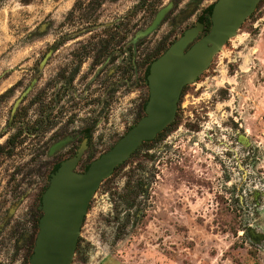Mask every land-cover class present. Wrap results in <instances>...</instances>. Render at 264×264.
Masks as SVG:
<instances>
[{
    "label": "rangeland",
    "instance_id": "obj_1",
    "mask_svg": "<svg viewBox=\"0 0 264 264\" xmlns=\"http://www.w3.org/2000/svg\"><path fill=\"white\" fill-rule=\"evenodd\" d=\"M215 1L0 0V264H30L52 165L88 130L82 170L135 124L145 59ZM174 122L101 182L71 264H264V0L184 87Z\"/></svg>",
    "mask_w": 264,
    "mask_h": 264
},
{
    "label": "water",
    "instance_id": "obj_2",
    "mask_svg": "<svg viewBox=\"0 0 264 264\" xmlns=\"http://www.w3.org/2000/svg\"><path fill=\"white\" fill-rule=\"evenodd\" d=\"M259 0H216L206 11L211 25L193 41L202 25L185 29L145 73L148 97L144 114L110 148L93 158L83 171L75 168L86 140L75 154L58 162L50 173L38 208V220L30 264H71L87 208L101 182L145 141H150L173 120L182 89L207 68L213 55L230 39L255 9ZM168 7L157 12L144 33L161 21Z\"/></svg>",
    "mask_w": 264,
    "mask_h": 264
},
{
    "label": "flooded vegetation",
    "instance_id": "obj_3",
    "mask_svg": "<svg viewBox=\"0 0 264 264\" xmlns=\"http://www.w3.org/2000/svg\"><path fill=\"white\" fill-rule=\"evenodd\" d=\"M165 7H168V6L161 7V8L158 10V12H159L161 9L165 8ZM168 8H169V7H168ZM168 11H169V10H168ZM156 14H157V13H156ZM156 14H155V16H156ZM165 14H166V13H165ZM201 14H202V13H200V14L198 15V17H199ZM155 16H154V18H155ZM198 17L196 18V22H195V24H196L197 22H199ZM152 21H153V20H152ZM161 21H162V20H161ZM151 23H152V22H151ZM151 23H150V24H151ZM159 23H160V22H159ZM159 23H158V24H159ZM200 23H201V22H200ZM150 24H149V25H150ZM208 30H209V29H208ZM208 30H205V26H203V27H202V30L198 32L196 38H195L193 41L198 40V39H199L200 37H202L205 33H207ZM180 35H181V34H180ZM176 39H177V38H176ZM176 39L172 40V41L168 44V46H169L173 41H175ZM168 46H167V47H168ZM167 47H166V48H167ZM166 48H165V49H166ZM165 49H164V50H165ZM164 50H163V51H164ZM163 51H162V52H163ZM162 52H161V53H162ZM161 53H160V54H161ZM160 54H159V55H160ZM159 55H158V56H159ZM155 58H156V57H155ZM155 58H154V59H155ZM147 59H148V57L145 59V62H146ZM150 63H151V62H150ZM150 63H149V64H150ZM147 67H148V66H147ZM143 71H144V69H143ZM142 79H143V73H142ZM143 81L145 82L144 79H143ZM185 86H186V85H185ZM185 86H184V87H185ZM184 87H183V89H184ZM30 88H31V83H30L29 86H28V87L22 92V94L19 96V98H17V100H16V102H15V105H14V108L18 105V103L21 101V99L24 97V95L28 92V90H29ZM147 88H148V87H147ZM183 89H182V91H183ZM181 94H182V92H181ZM180 97H181V95H180ZM179 99H180V98H179ZM178 101H179V100H178ZM143 114H144V113H143ZM140 117H141V116H140ZM172 122H173V121H172ZM172 122H171L168 126H170L171 124H173V125H172L173 128L169 131V134H167V135L165 136V138L170 137V133H173V131L177 130L178 127H179V126H178V122H174V123H172ZM135 123H136V122H135ZM200 125L202 126V124H200ZM132 126H133V125H132ZM168 126H167V127H168ZM162 131H164V129H163ZM162 131H161V133H162ZM187 131L194 132V133L197 132V130H195L194 128H190V129H188ZM165 132H166V131H165ZM163 133H164V132H163ZM163 133L159 136V139H157V140L155 141V143H157L158 145L161 143V140L164 139V136L162 137ZM164 134H165V133H164ZM209 134H210V136L213 135L212 133H209ZM215 134H216V132H215ZM207 135H208V134H207ZM207 135H205V136L207 137ZM208 136H209V135H208ZM157 138H158V136H157ZM83 140H86V147H85V149H84V150H86V148H87V146H88V142H89V140H90V135H89L88 130H85L84 135H83ZM83 140H82V142H83ZM207 140H209V139H207ZM218 140H219V139H218ZM163 141H165V140H163ZM82 142H81V143H82ZM145 142H146V141H145ZM218 142H219L220 144L222 143L221 140H219ZM81 143H80V144H81ZM167 143H168V141H167ZM142 144H143V143H142ZM142 144H141V145H142ZM205 144L207 145L208 143H204V145H205ZM141 145H140V146H141ZM160 145H161V144H160ZM79 146H80V145H79ZM79 146H78V147H79ZM140 146H139V147H140ZM78 147H77V149H78ZM139 147H138V148H139ZM165 147H166V145H164V148H165ZM167 147L169 148L170 146L168 145ZM138 148H137V149H138ZM77 149H76V151H77ZM137 149H136V150H137ZM136 150H135V151H136ZM76 151H75V152H76ZM135 151H134V152H135ZM83 152H84V151H83ZM134 152H133V153H134ZM162 152H163V151H162ZM101 153H102V152H101ZM133 153H132V154H133ZM158 153H159V151H158ZM74 154H75V153H74ZM74 154H73V155H74ZM132 154H131V155H132ZM73 155H71V156H73ZM98 155H99V154H98ZM131 155H130V156H131ZM71 156H70V157H71ZM81 156H82V155H81ZM95 157H96V156H95ZM95 157H94V158H95ZM67 158H69V157H67ZM67 158H65V159H67ZM80 158H81V157H80ZM65 159H60V160L56 161V162L52 165V167L50 168V170H51V169H52V168H53L58 162H60V161H62V160H65ZM91 160H92V159H91ZM91 160H90V161H91ZM126 160H127V159H126ZM126 160H125V161H126ZM79 161H80V160H79ZM90 161H89V162H90ZM125 161H124V162H125ZM89 162H88V163H89ZM124 162H123V163H124ZM78 163H79V162H78ZM88 163H87V164H88ZM123 163H122V164H123ZM120 165H121V164H120ZM77 166H78V164H77ZM77 166H76V168H75L76 171H83V170H84V169H82V170H78ZM118 166H119V165H118ZM116 168H117V166L115 167V169H116ZM115 169H114V170H115ZM49 172H50V171H49ZM112 173H113V172H112ZM48 174H49V173H48ZM47 180H48V177H47ZM237 197H238V196H237ZM41 213H42V212H41ZM39 215H40V214H39ZM39 215H38V216H39ZM38 216H37L36 219H35V232H34V235H37L36 231L38 230V228H37V227H38V222H37V218H38ZM39 218H40V217H39ZM84 219H85V218H84ZM38 220H39V219H38ZM36 224H37V225H36ZM82 224H83V223H82ZM36 226H37V227H36ZM247 228H248V233H249L251 236H257V237H259V238L262 237V236H261L260 234H258V233H255V234H254V232L252 231L251 225H250V226L248 225ZM37 232H38V231H37ZM33 237H34V239L36 238L35 236H33ZM32 239H33V238H32ZM34 239L32 240V248H31V250H33V246H34V242H35ZM29 258H30V256H29Z\"/></svg>",
    "mask_w": 264,
    "mask_h": 264
},
{
    "label": "trees",
    "instance_id": "obj_4",
    "mask_svg": "<svg viewBox=\"0 0 264 264\" xmlns=\"http://www.w3.org/2000/svg\"><path fill=\"white\" fill-rule=\"evenodd\" d=\"M209 9V6L205 9V12H203L199 17L198 20L199 22H201L202 27L205 26V29L208 30L210 25H211V21H210V17L209 14L206 12ZM166 47H164L161 51H159L158 53H156L152 58L148 57V59L145 62V66H144V71H143V79L145 80V73H146V69L147 66L149 65V63L155 58L157 57ZM145 101L142 103V110H143V105H144ZM161 132H159L158 134H160ZM157 134V135H158ZM144 143V142H143ZM94 157H90L89 159H87L86 163L83 165V169L85 168V166L87 165V163L93 159ZM118 167V166H117ZM53 169V168H52ZM52 169L50 170L49 174H48V182H49V177H50V173L52 172ZM42 213H40V215L37 218V222L39 217L41 216ZM37 225V224H36ZM37 227V226H36ZM38 228V227H37ZM35 240V239H34ZM32 253V250L30 251V255Z\"/></svg>",
    "mask_w": 264,
    "mask_h": 264
}]
</instances>
